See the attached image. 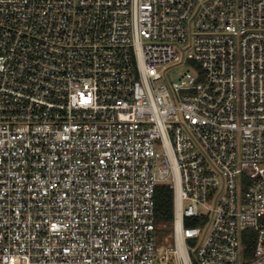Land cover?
Masks as SVG:
<instances>
[{
  "label": "built area",
  "instance_id": "obj_1",
  "mask_svg": "<svg viewBox=\"0 0 264 264\" xmlns=\"http://www.w3.org/2000/svg\"><path fill=\"white\" fill-rule=\"evenodd\" d=\"M169 262L264 264V0H0V264Z\"/></svg>",
  "mask_w": 264,
  "mask_h": 264
},
{
  "label": "trees",
  "instance_id": "obj_2",
  "mask_svg": "<svg viewBox=\"0 0 264 264\" xmlns=\"http://www.w3.org/2000/svg\"><path fill=\"white\" fill-rule=\"evenodd\" d=\"M156 216H157V237L159 245H167L173 241L174 230V189L170 185H160L156 189ZM186 225H197L196 222L186 221ZM246 234H252L248 231ZM246 253L251 256L254 251V237H247L244 240Z\"/></svg>",
  "mask_w": 264,
  "mask_h": 264
},
{
  "label": "rangeland",
  "instance_id": "obj_3",
  "mask_svg": "<svg viewBox=\"0 0 264 264\" xmlns=\"http://www.w3.org/2000/svg\"><path fill=\"white\" fill-rule=\"evenodd\" d=\"M196 66L194 62H188L187 64H182L178 66H172L164 71V76L167 79V81L171 84L175 81H178L181 76L187 72V70H191L193 72V67ZM190 245H192V242H189ZM169 264H173L169 262Z\"/></svg>",
  "mask_w": 264,
  "mask_h": 264
}]
</instances>
